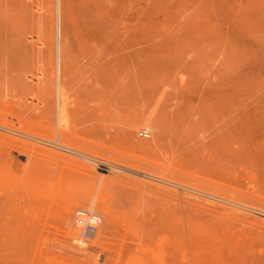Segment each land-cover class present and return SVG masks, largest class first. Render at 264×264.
Returning a JSON list of instances; mask_svg holds the SVG:
<instances>
[{"label":"rangeland","instance_id":"374dc122","mask_svg":"<svg viewBox=\"0 0 264 264\" xmlns=\"http://www.w3.org/2000/svg\"><path fill=\"white\" fill-rule=\"evenodd\" d=\"M53 6L0 0V264H264V0H62L60 140Z\"/></svg>","mask_w":264,"mask_h":264},{"label":"bare ground","instance_id":"6f19581e","mask_svg":"<svg viewBox=\"0 0 264 264\" xmlns=\"http://www.w3.org/2000/svg\"><path fill=\"white\" fill-rule=\"evenodd\" d=\"M51 11L57 12V26H56V20L53 18L52 20V35L50 40V52H51V86L53 90L55 91V109H56V115H57V129H58V139L60 140V136L63 131V126L65 125L66 118H67V106L69 103V97H68V89L67 84L65 81L64 76V57H65V42H64V32L62 28V0H54V6L52 7ZM56 14V13H54ZM123 21V20H122ZM113 24V23H112ZM112 29V28H111ZM37 38V37H36ZM45 39V38H44ZM41 68V67H40ZM41 70V69H40ZM43 77V75H41ZM47 76V75H46ZM40 77V76H37ZM48 78V77H47ZM38 80V79H37ZM49 81V79H48ZM44 82V81H43ZM48 84V83H47ZM43 90V89H42ZM46 92V91H45ZM49 96V95H48ZM48 101V100H47ZM37 102V101H36ZM34 103V102H33ZM56 120V119H55ZM56 128V127H55ZM55 131V129H54ZM16 133V132H15ZM17 136V135H16ZM25 136V135H24ZM22 137V136H21ZM29 139V138H28ZM38 142L37 140H34ZM41 142V141H39ZM49 144H54L57 146L58 149H61L65 152V149L60 144H55L53 142H46ZM70 153V152H69ZM105 171V170H104ZM107 173H111V169H108L105 171ZM140 176V175H139ZM147 176V175H146ZM145 176V178H147ZM144 178V175H143ZM149 178V177H148ZM44 210V209H43ZM90 210V208L87 209V211ZM55 211V210H54ZM61 212V211H60ZM14 214V213H13ZM44 214V212H43ZM55 215V214H54ZM57 216V215H56ZM72 216V215H71ZM5 218V217H4ZM67 218V217H66ZM15 222V221H14ZM67 222V221H66ZM90 223V221H89ZM64 226V225H63ZM76 229L80 230L78 227L75 226ZM61 229V228H60ZM67 234V233H66ZM69 234V233H68ZM11 235V234H10ZM20 235V234H19ZM80 236V235H79ZM78 236V237H79ZM105 236V235H104ZM41 237V236H40ZM77 238L73 239V242L77 244ZM25 239V238H24ZM43 239V238H42ZM100 241V239H99ZM9 242V241H7ZM38 242V241H37ZM60 242V241H59ZM102 242V241H101ZM19 243V242H18ZM16 242V244H18ZM30 243V242H29ZM58 243V242H55ZM8 244V243H7ZM42 244V243H41ZM63 244V242H62ZM100 245V243H98ZM47 245V244H46ZM123 246V245H122ZM55 247V246H54ZM85 247V246H84ZM18 248V247H17ZM78 248V247H77ZM50 249V247H49ZM53 249V248H52ZM130 246H125V250H130ZM41 250V249H40ZM51 250V249H50ZM58 251V250H57ZM123 250L120 251V253L124 252ZM52 252V251H51ZM45 253V252H44ZM81 254V253H80ZM82 257V256H81Z\"/></svg>","mask_w":264,"mask_h":264},{"label":"built area","instance_id":"2783aa9c","mask_svg":"<svg viewBox=\"0 0 264 264\" xmlns=\"http://www.w3.org/2000/svg\"><path fill=\"white\" fill-rule=\"evenodd\" d=\"M139 137L145 139L149 138V136L144 133H140ZM89 219H93L94 223H89ZM73 220L75 226L82 231L81 235L77 239L78 241L76 245L79 248H83L93 239V236L98 231V228L102 223V218L98 214H91L86 210L80 209L75 212Z\"/></svg>","mask_w":264,"mask_h":264}]
</instances>
